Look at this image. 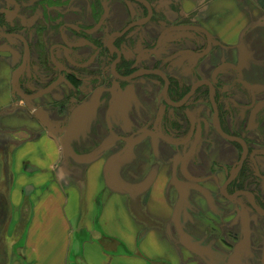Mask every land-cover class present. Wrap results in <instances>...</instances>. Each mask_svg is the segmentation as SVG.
I'll use <instances>...</instances> for the list:
<instances>
[{
  "label": "crops",
  "instance_id": "obj_1",
  "mask_svg": "<svg viewBox=\"0 0 264 264\" xmlns=\"http://www.w3.org/2000/svg\"><path fill=\"white\" fill-rule=\"evenodd\" d=\"M175 1L187 14L200 10L202 28L221 42L219 56L264 87V0ZM12 74L10 61L0 60V198L8 200L0 213L17 264H232L240 246L254 254L253 264L262 262L264 215L245 208L239 215V206L217 194L225 174L215 176V162L226 169L238 158L231 142L217 136L218 150H202L199 162L179 167L180 182L172 177L176 148L151 136L108 170L114 150L98 151L115 137L111 118L60 116L53 93L27 103L15 96ZM255 245L260 250L251 252Z\"/></svg>",
  "mask_w": 264,
  "mask_h": 264
},
{
  "label": "flooded vegetation",
  "instance_id": "obj_2",
  "mask_svg": "<svg viewBox=\"0 0 264 264\" xmlns=\"http://www.w3.org/2000/svg\"><path fill=\"white\" fill-rule=\"evenodd\" d=\"M3 1L9 3V32L0 35L9 38L16 97L31 103L53 93L52 109L60 116L110 117L107 127L115 137L101 146L114 150V157L150 136L175 147L172 177L176 168L179 182V167L199 162L202 150H218L215 138H224L219 125L243 138L248 154L225 190L230 200L223 186L238 171L243 147L226 139L239 152L231 167L215 162V176L225 174L217 194L257 212L250 192L264 210V87L247 82L236 63L219 56L221 42L201 29L200 10H179L181 21L169 25L158 9L168 5L165 0H147L152 16L145 23L137 22L148 18L149 8L135 0ZM45 125L53 128L49 120ZM59 140L69 148L68 137Z\"/></svg>",
  "mask_w": 264,
  "mask_h": 264
},
{
  "label": "rangeland",
  "instance_id": "obj_3",
  "mask_svg": "<svg viewBox=\"0 0 264 264\" xmlns=\"http://www.w3.org/2000/svg\"><path fill=\"white\" fill-rule=\"evenodd\" d=\"M204 1H207L208 2V0H204ZM161 4H163V2ZM178 5L179 4L177 2H173V4H169L167 6L165 5L166 6L165 8H161V7L158 6V9H159V11H161V13H165L166 12V15L165 16H167V18H168L167 19V24L170 25L173 22L176 23L177 21L178 22L181 21L180 16H178L179 10H181V12L186 13L183 10L184 8H181L180 9V7H178ZM8 9H9V3H6L3 0H0V12H2V15H0V32H4V33L9 32V15H6L4 13V11L5 10H8ZM232 41H233V39H232ZM18 58L20 59V55H16V58L14 59L15 60V63L18 62V60H17ZM3 59L6 62H8V64H9V38H6L5 39L4 37H2L0 35V60H3ZM227 77L229 78V76H223V78H226V79H227ZM23 87L26 88L25 86H23ZM35 88H38V87L34 86V89ZM19 99H22V98L20 97ZM157 149H158V147L156 145L153 148H151V150H153V152H156L154 156H158L157 154L160 155V152ZM11 151H12V148H11V150L9 152V155H10ZM162 152H169V151L166 150L165 148H162L161 149V153ZM145 158H147V156ZM139 183L144 188V187L147 186V184L149 182L146 179V180H143V182H139ZM0 190L3 191L2 189H0ZM1 191H0V196H1ZM3 196H4L3 198H0V205L7 204V201L8 200H7L6 193H4ZM237 209H238L239 215H240V210H241V212H244V209H240V208H237ZM245 209H247V208L245 207ZM255 213H258V212H255ZM10 218H11V216L9 215V225H10V222H11L10 221ZM4 219H5V217H4L3 213H0V228H1V226L3 227V230H0V239L4 240V241H1L2 243L0 242V264H17L15 257H11V254H10V252H11V246L9 245V234H11L12 231H10L11 229H9V230H6L5 229V227L3 226L4 223H2V221ZM260 225L262 227H264V223H261ZM250 230H253V227ZM242 233L243 234H241V235H239V234L232 235L231 238L235 242L236 239L239 240V237L240 236L243 237L244 234L246 235V233L244 231ZM251 236H252V234H251ZM246 241L248 243V247L247 248L250 249L249 240L247 239ZM260 248H261V246L258 249L256 247V245H255L251 249V252H254L257 249L260 250ZM243 249L244 248H241V246L239 247V249H238L239 250V254L238 253L237 254H234V257L231 258V262H233L234 264H240V260L242 259V261H243L242 264H247V262H248V264H251V263L253 264L254 263V260H253L254 254L253 253H250L249 250H246L245 252H242ZM260 264H264L263 263V260H262V262H260Z\"/></svg>",
  "mask_w": 264,
  "mask_h": 264
},
{
  "label": "water",
  "instance_id": "obj_4",
  "mask_svg": "<svg viewBox=\"0 0 264 264\" xmlns=\"http://www.w3.org/2000/svg\"><path fill=\"white\" fill-rule=\"evenodd\" d=\"M135 1H139V2H142V3H144L148 8H149V16H148V18H146V19H144L143 21H141V22H137V23H145L146 21H148L149 20V18L152 16V8H151V6H150V4H149V2L147 1V0H135ZM206 34H207V36L209 37V38H211L212 36H211V34L205 29V28H201ZM28 55H29V49H28V47H27V51H26V59L28 58ZM24 64L21 66V70H23L24 69ZM239 81H241V80H239ZM242 82H244V81H242ZM51 89H53V88H49V89H47L46 91H49V90H51ZM19 94L21 95V96H23V97H26L27 95H25L24 93H22V92H19ZM38 96V94H36V95H33L31 98H35V97H37ZM217 125V124H216ZM217 130H218V132L225 138V139H227V140H229V141H232V142H238V143H240L241 145H242V147H243V154H242V156H241V160H240V162H239V167H238V171H236V172H234V173H232L231 174V177L229 178V180H227V182L224 184V186H223V193L225 194V196L227 197V198H229L230 200H232L233 199V196L232 197H230V196H228L226 193H225V190H226V188H227V186L235 179V177H236V175L238 174V172H239V170L241 169V167L243 166V163H244V161H245V159H246V157H247V154H248V147H247V143H246V141L243 139V138H241V137H237V136H232V135H228V134H226L223 130H222V128L219 126V125H217ZM27 135L24 133V132H21L20 134H19V137H21V138H23V137H26ZM127 142H129V143H131V139L130 138H124ZM165 139V138H164ZM165 140H167L168 142H171L169 139H165ZM184 142H175V144H183ZM105 149V146H103V147H101L100 149H99V151H98V153H101V152H103V150ZM131 149H128L127 151H130ZM121 156H117V157H115L114 159H112L111 161H110V163H109V166H108V170H110V167H111V165L113 164V162H115L117 159H119ZM173 178H174V180L176 181V182H179V180H178V177H177V170H176V168L174 169V172H173ZM126 190H128L129 191V189L130 188H125ZM246 194H248V196H249V200H250V202H251V204H252V206H253V208L259 213V214H261V215H264V210L262 209V208H260L257 204H256V202L254 201V199H253V195H252V193H250V192H246ZM178 232L180 233V235L183 237V238H185V233H184V231H183V229L180 227V226H178ZM263 263H264V253H263Z\"/></svg>",
  "mask_w": 264,
  "mask_h": 264
},
{
  "label": "trees",
  "instance_id": "obj_5",
  "mask_svg": "<svg viewBox=\"0 0 264 264\" xmlns=\"http://www.w3.org/2000/svg\"><path fill=\"white\" fill-rule=\"evenodd\" d=\"M0 206H1V208H2L1 211H2V212H6V209H5L6 204H5V205H0Z\"/></svg>",
  "mask_w": 264,
  "mask_h": 264
}]
</instances>
